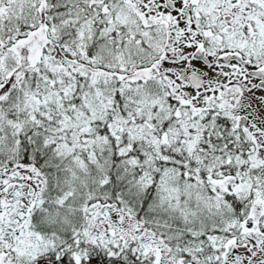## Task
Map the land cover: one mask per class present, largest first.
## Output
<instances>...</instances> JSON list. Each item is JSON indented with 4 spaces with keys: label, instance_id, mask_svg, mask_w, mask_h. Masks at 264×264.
<instances>
[{
    "label": "snow or ice",
    "instance_id": "snow-or-ice-1",
    "mask_svg": "<svg viewBox=\"0 0 264 264\" xmlns=\"http://www.w3.org/2000/svg\"><path fill=\"white\" fill-rule=\"evenodd\" d=\"M0 264H264V0H0Z\"/></svg>",
    "mask_w": 264,
    "mask_h": 264
}]
</instances>
